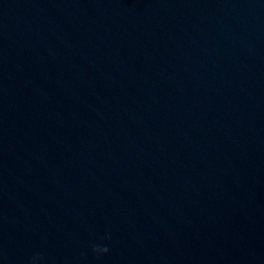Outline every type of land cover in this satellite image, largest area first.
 <instances>
[{
  "label": "clouds",
  "instance_id": "obj_1",
  "mask_svg": "<svg viewBox=\"0 0 264 264\" xmlns=\"http://www.w3.org/2000/svg\"><path fill=\"white\" fill-rule=\"evenodd\" d=\"M104 239L110 240L111 236L110 235H106L104 237ZM89 247H90L92 253L95 254L96 256L106 255L110 251V249H109V247L107 245H101V244H98V243H95V242L90 243ZM40 259H41V257H39V256L32 257V264H36V262L38 260H40Z\"/></svg>",
  "mask_w": 264,
  "mask_h": 264
}]
</instances>
